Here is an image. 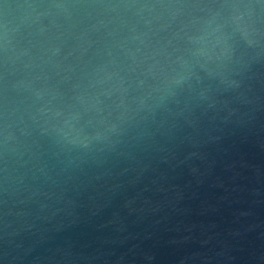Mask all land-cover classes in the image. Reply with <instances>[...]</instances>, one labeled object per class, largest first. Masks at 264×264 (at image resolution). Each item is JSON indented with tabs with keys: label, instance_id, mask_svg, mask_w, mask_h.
<instances>
[{
	"label": "water",
	"instance_id": "water-1",
	"mask_svg": "<svg viewBox=\"0 0 264 264\" xmlns=\"http://www.w3.org/2000/svg\"><path fill=\"white\" fill-rule=\"evenodd\" d=\"M0 264H264V0H0Z\"/></svg>",
	"mask_w": 264,
	"mask_h": 264
}]
</instances>
